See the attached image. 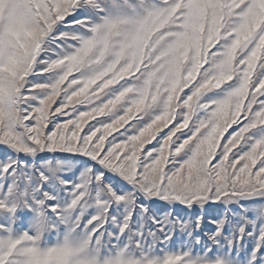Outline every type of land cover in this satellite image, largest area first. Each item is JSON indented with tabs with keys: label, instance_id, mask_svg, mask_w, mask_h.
I'll return each mask as SVG.
<instances>
[{
	"label": "snow or ice",
	"instance_id": "6c2138e0",
	"mask_svg": "<svg viewBox=\"0 0 264 264\" xmlns=\"http://www.w3.org/2000/svg\"><path fill=\"white\" fill-rule=\"evenodd\" d=\"M0 264H264V0H0Z\"/></svg>",
	"mask_w": 264,
	"mask_h": 264
},
{
	"label": "rangeland",
	"instance_id": "374dc122",
	"mask_svg": "<svg viewBox=\"0 0 264 264\" xmlns=\"http://www.w3.org/2000/svg\"><path fill=\"white\" fill-rule=\"evenodd\" d=\"M155 143V142H154Z\"/></svg>",
	"mask_w": 264,
	"mask_h": 264
}]
</instances>
